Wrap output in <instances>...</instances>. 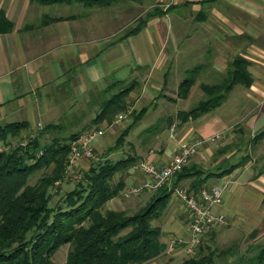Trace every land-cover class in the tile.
I'll return each mask as SVG.
<instances>
[{"label":"crops","instance_id":"obj_1","mask_svg":"<svg viewBox=\"0 0 264 264\" xmlns=\"http://www.w3.org/2000/svg\"><path fill=\"white\" fill-rule=\"evenodd\" d=\"M128 1L124 8L99 6L111 8L110 14L104 8L60 14L48 11L56 2L0 0V8L13 21L10 31L0 32V123L25 120L34 128L55 122L77 103L88 102L90 90L110 79H134L140 97L149 103L161 94L178 99L183 78L179 75L198 66L189 97L196 87L202 92L200 82L220 81L228 60L240 54L250 61L249 86L235 84L207 114L159 127L154 133L147 128L158 114L152 105L143 104L145 111L120 144L125 143L136 160L162 164L181 143L221 133L215 141H203L189 160L205 172L224 171L204 181L223 186L221 200L212 210L223 213L225 220L210 230L223 223L228 230L241 227L245 232L264 226V164L246 152L250 136L258 139L252 147L264 152V0H154L164 6L162 13L146 18L153 3ZM141 19L142 26L130 32ZM202 73L212 78L200 79ZM151 115L149 123L143 121ZM130 121L115 117L92 127L102 129L90 140L94 154L117 149L116 139ZM93 159L81 156L78 167L84 171L95 163ZM141 178L129 168L124 187ZM191 179L179 183L187 187ZM119 194L106 201V208L121 206ZM147 196L144 192L140 198L144 202ZM163 216L166 225L160 241L166 243L165 231L183 232L189 217L184 202L171 193Z\"/></svg>","mask_w":264,"mask_h":264},{"label":"trees","instance_id":"obj_2","mask_svg":"<svg viewBox=\"0 0 264 264\" xmlns=\"http://www.w3.org/2000/svg\"><path fill=\"white\" fill-rule=\"evenodd\" d=\"M30 1L40 4L76 2L92 7L107 6L120 0ZM160 13L162 9L152 7L146 12L145 18ZM144 21L141 19L130 32L137 31ZM12 28L13 21L0 8V32ZM249 63L247 58L236 54L228 60L226 75L220 81L200 82L201 97L187 109L176 112L178 121L181 123L195 119L213 110L225 100L235 84L249 86L252 81ZM197 71L198 66L186 70L178 83V97L188 96ZM135 85L134 79L126 83L124 79H113L98 91V95L90 90L88 104L99 106L91 122H111L116 113L126 108L125 97ZM144 111L145 107H142L133 114L114 146L124 140L127 130ZM171 122L172 119H169L168 125ZM158 123L150 125L147 131L158 130ZM65 126L63 122H47L39 128L38 134L29 137L27 143L21 144V140L12 144L10 141L27 130L29 123L25 120L0 123V142L9 145L0 149V264H55L51 255L65 243L69 244L65 264H143L158 255L165 249V243L160 241L161 226L151 222L160 218L167 206L171 193L167 186L162 185L153 190L148 199L132 211L104 208L106 201L124 188L123 176L136 161L130 154L117 160L104 157L91 164L83 171L76 186L65 192L63 206L49 204V187L63 176L71 142L80 134L71 132L61 138L58 133H54L44 144L39 141V136L49 131L62 132ZM38 150H42V153L38 154ZM51 164V170L44 171ZM39 170H43L42 174L34 183H29V178ZM223 172H205L188 161L175 173L173 183L191 177L186 189L195 193L204 184L206 177ZM116 173L120 175L114 182ZM252 233L255 234V231ZM234 247L233 243L225 248L200 243L196 251L178 264H225L223 257L231 253ZM262 263L264 246L254 255L246 258L240 255L236 262L227 264Z\"/></svg>","mask_w":264,"mask_h":264},{"label":"rangeland","instance_id":"obj_3","mask_svg":"<svg viewBox=\"0 0 264 264\" xmlns=\"http://www.w3.org/2000/svg\"><path fill=\"white\" fill-rule=\"evenodd\" d=\"M127 1L128 0L116 1L112 3L111 5L117 4V6L124 8L125 3L130 2V1L128 2ZM150 2L154 4L152 7H157L159 9H162V7H164L163 5L155 3L154 0H143L142 5L146 6ZM167 7L169 6H165V8ZM103 8L105 9L104 11H106L104 12L105 14H110V12L112 11V9L109 7L108 8L99 7V6L86 7L76 2L75 3H56L52 6V8H48V11L52 13H60V14H79L82 12L90 13L92 12L93 9H103ZM184 75L185 73H181V75H179V78H182ZM211 78L212 77H210V75L207 73L205 74L202 73L200 76V79H203V80H210ZM130 80L131 79H125L124 82L126 83ZM112 81L113 79H110L106 81L101 88L93 89L92 90L93 94L98 95V91L104 88L108 83ZM130 93L125 97L126 108L118 112V113L126 112V118L122 119L123 123H126L127 121L131 120V118L133 117V114H135L139 110V108L142 107L143 104H148V106L152 105L153 108L155 109L154 113L158 114V118H156L151 124L154 125V123L159 121L158 123L159 127L166 126V125L167 127H169L172 124L176 125L178 122V119L175 117L176 112L179 109H187L191 104L197 101L202 95V92H200V90H198V88L196 87V89L192 91L190 96L185 99H182V98L177 99V97L170 96L171 93H169L168 95L166 94L165 96L161 94V96H159L156 99V101L152 100L149 103V100H146L145 98L140 97L137 85L134 86V88L130 91ZM136 101L139 106H135ZM98 109H99L98 104L89 105L88 102L86 101L77 103L75 107H73V109L68 111L66 114L62 115L59 120L55 121L56 123L63 122L66 125L64 130H62V132H52V131L44 132L43 134H41V136H39V141L43 144L47 143L50 140L51 136L54 135V133H58L59 137L62 138V137H67V135H69V133L71 132H79V134H81L84 131L88 130L89 128L96 127V126L99 127L100 124H95L91 122L94 112L97 111ZM116 114L114 115V118ZM201 116L195 118V120L200 118ZM152 118H153V115L145 117L143 121L149 123L150 122L149 119L151 120ZM169 119H172V122H171V125L168 126ZM44 124L45 123H41L40 125L37 124L36 127L34 128H28L27 130H23L21 132V135L17 138L12 139L10 143L13 144L21 140H22L20 142L21 144H23L22 143L23 141L24 143H27L29 137H32L38 134L39 128H41ZM153 133L151 132L150 134L152 135ZM256 140L258 139L253 138V137L251 138L250 136L249 145L246 146V152L248 156L250 155L254 159L256 158L260 163L264 164V152H262L261 150L257 151L256 148L252 147L254 143L256 142ZM8 146L9 145H6L0 142V149L6 148ZM129 151H130V148L125 143L120 144L117 146V149L113 151L108 150L107 152L105 151L103 153L94 154L93 162L101 161L105 156L111 160H117L121 157L128 155V153H130ZM38 153H39V150H38ZM78 166L79 164H77L71 170L65 171V173L63 172V176L61 177L59 182L56 183L55 182L56 180H55L53 185L49 187V190L51 193L49 204L51 206L56 207L58 205H62V206L64 205L63 197H64L65 192H67L68 190L76 186L77 181H79L82 178L83 168H79ZM51 168H52V164L48 166L46 169H44V171L49 172ZM42 172L43 170H39L35 172L29 178L28 182L34 183L37 180V178L42 174ZM119 175H120L119 173H116L114 175V178H113L114 182L118 179ZM179 184H182L183 186H185V184L183 183H179ZM123 189L121 190V193L119 194V197H120L119 202L121 203L120 204L121 206H118V207L114 206V207L116 209H120L121 207H123L122 209H127L128 211H132L136 209L138 206H140L146 201L145 200L143 202V200L140 198L141 194L145 192L146 195L150 196L151 193L153 192V190H146V191L144 190L136 196H125L122 193ZM106 207H108V204L105 203L104 208ZM164 211L161 214L160 218L153 219L151 223L158 224L161 226V228L164 222H165L164 225H166V221L163 216ZM185 224H186L185 230L183 232L178 233L175 230H167L165 231L166 236L167 235L168 237L170 235L186 236L188 234L189 220H186ZM210 229H208L202 236V239L200 241L202 245L209 244L211 246H217L219 248H225L230 243H233L235 245L233 251L227 254L225 257H223L225 261L223 263L225 264L236 262L240 255L245 258L250 255H254L259 251V249L262 246H264V226L254 229L255 234L252 233L253 230L250 232L242 231L241 227L233 229V230H228V224L226 223H223L220 227L216 228L213 231H211ZM161 232L163 231L161 230ZM68 248H69L68 243L60 245L59 248H57V250L51 255L52 261L55 264H65V259H66ZM196 250H197V247L195 251ZM187 255L188 254H186L181 248L176 249L174 252H167L164 249L158 255L144 262L143 264H178Z\"/></svg>","mask_w":264,"mask_h":264},{"label":"built area","instance_id":"obj_4","mask_svg":"<svg viewBox=\"0 0 264 264\" xmlns=\"http://www.w3.org/2000/svg\"><path fill=\"white\" fill-rule=\"evenodd\" d=\"M124 116H126V112H120L115 117L121 120ZM101 132V128H92L84 131L77 139L71 142V150L64 173L74 168L81 156H94L90 140ZM219 137H221V133L218 132L207 137H196L183 142L174 150L170 158L162 164L147 159H139L131 166L134 171L141 173L142 178L140 181L124 187L122 193L125 196H136L144 190H155L165 185L171 191V194L181 199L186 206L189 217L188 234L186 236L170 235L165 243V250L167 252H174L176 249L181 248L186 254H192L200 243L204 233L214 223H222L225 220L223 213L212 210L213 205L219 203L221 200L222 185L204 183L194 193L188 192L182 184L173 183L175 173L196 154L201 143L205 140L215 141ZM77 140L79 141L76 142ZM41 152L42 150H39L38 154ZM59 180L55 182L58 183Z\"/></svg>","mask_w":264,"mask_h":264}]
</instances>
